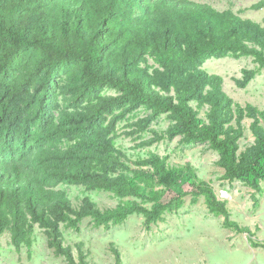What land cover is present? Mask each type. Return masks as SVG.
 Returning <instances> with one entry per match:
<instances>
[{
  "label": "trees",
  "instance_id": "trees-1",
  "mask_svg": "<svg viewBox=\"0 0 264 264\" xmlns=\"http://www.w3.org/2000/svg\"><path fill=\"white\" fill-rule=\"evenodd\" d=\"M263 7L261 0L249 9ZM227 56L253 57L257 67L235 79L246 88L264 70V26L193 0H0V236L31 248L38 226L69 264H90L82 243L76 260L62 226L79 231L90 218L109 229L141 215L151 227L190 196L264 248L191 162L173 164L154 151L132 159L116 145L118 124L137 109L148 114L130 123L132 134L166 115L168 127L150 129L142 145L176 137L207 144L223 179L251 187L259 207L264 110L236 103L223 77L203 68ZM246 119L254 140L242 148ZM60 185L109 192L118 203L101 209L85 196L75 206ZM111 251L123 264L115 244Z\"/></svg>",
  "mask_w": 264,
  "mask_h": 264
},
{
  "label": "rangeland",
  "instance_id": "rangeland-1",
  "mask_svg": "<svg viewBox=\"0 0 264 264\" xmlns=\"http://www.w3.org/2000/svg\"><path fill=\"white\" fill-rule=\"evenodd\" d=\"M193 1L211 4L219 10L232 9L242 17L264 26V7L260 10L249 9L252 4L261 0ZM256 67L253 57L231 56L211 58L203 65L210 74L223 77L224 91L236 103H251L264 110V70L246 88H239L235 83L236 78L242 77L244 69ZM115 93L113 89L105 90V94ZM147 114V110L139 108L127 120L118 124L117 147L132 159L154 151L168 156L169 162L173 164L191 162L197 168L199 176L212 183L218 197L227 201L232 219L249 226L264 241V194L260 197V206L255 208L252 197L254 190L240 181L224 180V169L218 164L219 155L207 144L186 145L180 137H176L142 145L153 137L150 129L161 131L171 123L166 115H162L141 135L132 134L133 127L130 123ZM201 117L205 118L204 111L201 112ZM250 121L245 120L247 129L241 139L242 148L254 140L248 128ZM261 184L264 188V181ZM59 188L68 192L75 206L80 205L85 196L91 197L101 209L115 207L118 203V199L109 192L87 191L83 186L76 185H60ZM190 199V196L185 197L181 209L166 213L162 221L151 227L145 225L141 215H132L122 224L109 229L94 227L90 218L82 221L79 231L62 226L65 244L73 248L74 257L78 261L77 245L82 243L90 264H114L112 244L120 250L123 264H264V248L253 247L246 234L225 228L224 217L210 213L203 197L194 205ZM0 264L69 263L49 246L44 230L36 226L31 248L23 246L17 250L11 243L8 232L0 236Z\"/></svg>",
  "mask_w": 264,
  "mask_h": 264
}]
</instances>
